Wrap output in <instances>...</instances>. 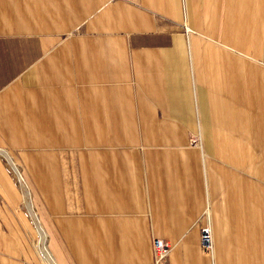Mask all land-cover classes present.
<instances>
[{
	"label": "crops",
	"instance_id": "obj_1",
	"mask_svg": "<svg viewBox=\"0 0 264 264\" xmlns=\"http://www.w3.org/2000/svg\"><path fill=\"white\" fill-rule=\"evenodd\" d=\"M153 237L264 264V0H0V264H151Z\"/></svg>",
	"mask_w": 264,
	"mask_h": 264
},
{
	"label": "built area",
	"instance_id": "obj_2",
	"mask_svg": "<svg viewBox=\"0 0 264 264\" xmlns=\"http://www.w3.org/2000/svg\"><path fill=\"white\" fill-rule=\"evenodd\" d=\"M200 246L204 251L212 253L213 251V235L209 221L203 223L200 228L199 234ZM173 245L167 239L161 237H153V260L151 264H182V263H170L167 261L169 253Z\"/></svg>",
	"mask_w": 264,
	"mask_h": 264
},
{
	"label": "bare ground",
	"instance_id": "obj_3",
	"mask_svg": "<svg viewBox=\"0 0 264 264\" xmlns=\"http://www.w3.org/2000/svg\"><path fill=\"white\" fill-rule=\"evenodd\" d=\"M30 207V206H29ZM31 211V210H30ZM41 236V234H40ZM39 249L43 252L44 255H47V250L45 248V245L43 243V238L39 240Z\"/></svg>",
	"mask_w": 264,
	"mask_h": 264
},
{
	"label": "rangeland",
	"instance_id": "obj_4",
	"mask_svg": "<svg viewBox=\"0 0 264 264\" xmlns=\"http://www.w3.org/2000/svg\"><path fill=\"white\" fill-rule=\"evenodd\" d=\"M18 180L23 183L22 178H21V176L19 174H18ZM37 247H38V250L40 251V249H39V243H38V246Z\"/></svg>",
	"mask_w": 264,
	"mask_h": 264
}]
</instances>
